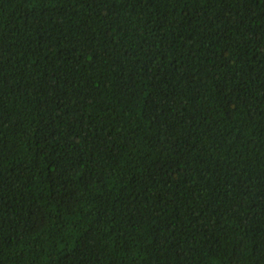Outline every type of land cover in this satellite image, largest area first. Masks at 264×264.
Returning <instances> with one entry per match:
<instances>
[{
    "label": "trees",
    "instance_id": "obj_1",
    "mask_svg": "<svg viewBox=\"0 0 264 264\" xmlns=\"http://www.w3.org/2000/svg\"><path fill=\"white\" fill-rule=\"evenodd\" d=\"M0 264H264V0H0Z\"/></svg>",
    "mask_w": 264,
    "mask_h": 264
}]
</instances>
